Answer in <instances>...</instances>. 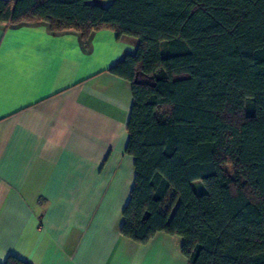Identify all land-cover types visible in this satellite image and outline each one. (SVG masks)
Returning a JSON list of instances; mask_svg holds the SVG:
<instances>
[{
    "label": "trees",
    "instance_id": "trees-1",
    "mask_svg": "<svg viewBox=\"0 0 264 264\" xmlns=\"http://www.w3.org/2000/svg\"><path fill=\"white\" fill-rule=\"evenodd\" d=\"M102 1L0 0V23L138 40L110 68L132 92L119 234L179 236L187 264H264V0Z\"/></svg>",
    "mask_w": 264,
    "mask_h": 264
},
{
    "label": "crops",
    "instance_id": "crops-1",
    "mask_svg": "<svg viewBox=\"0 0 264 264\" xmlns=\"http://www.w3.org/2000/svg\"><path fill=\"white\" fill-rule=\"evenodd\" d=\"M108 4L109 1H102ZM138 40L0 23V263L187 264L181 238L119 234L134 183L132 92L110 71Z\"/></svg>",
    "mask_w": 264,
    "mask_h": 264
},
{
    "label": "rangeland",
    "instance_id": "rangeland-1",
    "mask_svg": "<svg viewBox=\"0 0 264 264\" xmlns=\"http://www.w3.org/2000/svg\"><path fill=\"white\" fill-rule=\"evenodd\" d=\"M95 2H99V0H95ZM224 168L226 169L227 172L232 173V169H231L230 166H225ZM192 187H193V189L196 192H199L200 189H204L201 181H194V182H192Z\"/></svg>",
    "mask_w": 264,
    "mask_h": 264
}]
</instances>
